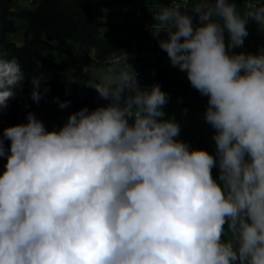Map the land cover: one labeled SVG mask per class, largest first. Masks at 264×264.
I'll use <instances>...</instances> for the list:
<instances>
[{
	"label": "clouds",
	"instance_id": "obj_1",
	"mask_svg": "<svg viewBox=\"0 0 264 264\" xmlns=\"http://www.w3.org/2000/svg\"><path fill=\"white\" fill-rule=\"evenodd\" d=\"M262 2L171 3L142 25L208 98L213 154L177 139L169 94L129 64L134 49L101 58L83 0L76 27L44 0H0V264H264V47L232 51L250 19L264 38ZM106 17L100 37L119 43ZM139 43L141 60L159 54ZM51 59L67 65L56 84ZM91 89L107 103L73 111Z\"/></svg>",
	"mask_w": 264,
	"mask_h": 264
},
{
	"label": "crops",
	"instance_id": "obj_2",
	"mask_svg": "<svg viewBox=\"0 0 264 264\" xmlns=\"http://www.w3.org/2000/svg\"><path fill=\"white\" fill-rule=\"evenodd\" d=\"M106 3L108 6H106L105 14L109 11L114 13L111 23L114 26L116 24L123 26V31L120 33H123V36L117 49L124 52H132L134 49L136 54L132 53L129 56L131 61L129 64L136 71L142 70L151 86L159 83L161 88L169 94L170 99L165 106V112L168 117H175L181 126V133L177 139L188 142L192 148L207 149L215 154V142L212 139L214 130L204 119L208 98L191 86L185 72L171 66L167 53L161 50L157 39L151 34L142 33V25L149 19L153 20L152 11L171 3H179L190 10L196 0H108ZM236 3L241 14L247 11V6L242 4L241 0H236ZM194 23H198L195 17ZM247 28L249 35L245 38L244 45L232 51L258 53L260 48L264 47V38L261 34L263 29L257 22L250 19ZM151 40L154 41L155 49L159 51V54L153 60H151L152 57L141 60L136 48H142L139 42L147 43ZM124 66L126 64L122 67ZM184 109H187L186 113ZM213 175L219 177L218 168L213 169Z\"/></svg>",
	"mask_w": 264,
	"mask_h": 264
},
{
	"label": "trees",
	"instance_id": "obj_3",
	"mask_svg": "<svg viewBox=\"0 0 264 264\" xmlns=\"http://www.w3.org/2000/svg\"><path fill=\"white\" fill-rule=\"evenodd\" d=\"M44 1L49 5L52 4L58 5L60 17L64 18L67 22H69L71 27H76L78 21L75 15L77 14V12L75 11V8L72 5V1L75 0H44ZM83 2L84 5H82L81 17L84 20H86L85 21L86 24L89 23V27L91 28L88 33V37L92 39L91 40L92 46L101 47L102 49L101 58L105 59L107 56L113 54L116 51L117 47L119 46V43H117L118 41H115L110 37H100L101 32L98 29V25L95 24V22L105 14L106 6L108 5L105 2V0H83ZM262 3H264V0ZM70 4H71V8H70ZM143 29L146 33H151L149 26H145ZM66 69H67L66 64L64 63L59 64L55 62L54 59H51L50 63H47L46 65V72H47L46 75L50 81L53 80V83L56 84L58 83V80L61 79L63 72L66 71ZM53 87L54 88L58 87L56 89V92H58L60 89L58 85ZM89 94L90 95L84 101H81V103H76L74 102L75 100L71 99L70 108L73 111L74 110L77 111L82 107L87 106L90 110H92L102 104L107 103V101L101 99L98 96L97 92L94 89H91ZM6 162H7L6 157L0 158V175H2L3 172L5 171L4 166Z\"/></svg>",
	"mask_w": 264,
	"mask_h": 264
},
{
	"label": "rangeland",
	"instance_id": "obj_4",
	"mask_svg": "<svg viewBox=\"0 0 264 264\" xmlns=\"http://www.w3.org/2000/svg\"><path fill=\"white\" fill-rule=\"evenodd\" d=\"M115 11V10H114ZM114 13H112V11H109L107 14H106V19H109V17L110 16H112ZM112 18H113V16H112ZM90 53H93V54H95V52L94 51H91ZM56 58H57V55H56ZM77 74V71L75 70V69H71L70 70V73L67 75V78H68V82L70 83L71 82V80H72V78H73V75H76ZM94 78H96V76H90L89 78H88V80L89 79H94ZM87 79H86V77H84L83 78V84L85 83V82H87L88 81ZM88 89H89V87H86L84 90H83V94L85 95V94H87V92H88ZM44 105H45V110H46V112H47V114L49 115V114H51L52 113V110H54V112L56 113V117H55V119H54V121H52V124H55V123H62V120L61 119H59V116H60V114H59V112H61V110H60V107L58 106V104L57 103H55L54 104V108L52 107V103L49 101L47 104H45V102H44ZM43 121H44V119H42Z\"/></svg>",
	"mask_w": 264,
	"mask_h": 264
},
{
	"label": "built area",
	"instance_id": "obj_5",
	"mask_svg": "<svg viewBox=\"0 0 264 264\" xmlns=\"http://www.w3.org/2000/svg\"><path fill=\"white\" fill-rule=\"evenodd\" d=\"M110 61H111V62L119 61V58H114V59H111Z\"/></svg>",
	"mask_w": 264,
	"mask_h": 264
}]
</instances>
